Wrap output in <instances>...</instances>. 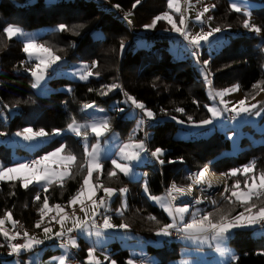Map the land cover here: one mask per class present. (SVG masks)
Instances as JSON below:
<instances>
[{"label":"trees","instance_id":"obj_1","mask_svg":"<svg viewBox=\"0 0 264 264\" xmlns=\"http://www.w3.org/2000/svg\"><path fill=\"white\" fill-rule=\"evenodd\" d=\"M98 1L0 0L1 137L5 139L6 135L20 132L25 127L44 129L49 136L59 130L64 135L43 148L33 153L23 149L17 151L25 159L31 156L39 158L65 144L66 151L77 157L72 175L46 191L36 185L25 188L21 181H0V217L11 213L15 224L22 223L28 229H32L39 219L38 211L42 208L45 197L49 206L60 204L64 207L83 183L88 171L85 148L80 139L65 132L74 119L73 115L88 102L104 107H109L117 100L129 102L127 106L119 105V108H124V112L109 113L111 132L120 133L123 142L145 139V133L152 132L151 138L146 139L148 151H164V163L159 170L153 171L152 189L155 195H168L172 183L188 187L193 174L209 168L226 178L229 189L227 196L230 197L232 186L236 182V177L227 175L230 170L242 169L255 161L254 175L264 172V143L254 146L251 140L243 138L242 150L237 155L230 156L227 153L231 151V142L223 133L214 132L201 139L176 138L180 131L178 121L192 124L188 120L191 117L198 124L211 119L208 111L209 97L198 65L204 68L214 90L238 85L247 100L264 90V0H249L257 6L252 8L250 16L232 10L229 0H213V21L216 26L241 33L224 44L219 52L211 54L206 52V46L195 48L186 43L179 45L177 53L173 54L169 51L170 37L148 38L135 33V29H143L157 15L169 12L168 0H139V3L137 0H110L112 6L109 8L104 7L100 0L101 7ZM245 20L250 21L249 28L243 26ZM62 24L67 27L60 31L58 29ZM77 25L83 27L77 28ZM8 26H18L28 31L47 28L38 42L52 47L53 52L61 57L60 61L83 62L88 65L92 72L91 78L87 81L56 78L53 71L51 77L47 76L54 78L50 82L54 92L48 96L37 94L32 87L34 79L28 72L35 63L28 61L22 41L7 36L5 29ZM253 26L260 28L262 37L248 33ZM140 38L153 42L152 48L142 45ZM178 39L186 41L182 35ZM196 62L200 64L197 65ZM112 85L119 87L109 90ZM129 97L143 103L146 109L155 114L153 122L146 120V131H140L137 136L133 133L137 119L130 120L126 116L134 107ZM177 108L184 111L177 112ZM254 134L264 139V132ZM7 153V149L1 144L0 159L4 160L6 166L15 165L11 160L5 161ZM112 171L116 172L115 176L109 175ZM249 177L250 175L238 180L241 187H244ZM94 179L96 185H102L99 187L100 195H103L104 187H114L118 191L123 186L128 188L127 208H124L120 217L114 215L118 224H126L136 234L152 238L164 225L171 222L145 195L143 181H133L118 173L111 160L103 161L102 171L97 172ZM37 195L40 196L39 201L35 199ZM120 199L119 192L113 203L114 211L118 209ZM226 204H229L228 199L218 208L205 207L206 211L214 213V222L219 220L215 212ZM234 205V209L230 206L225 212L229 218L244 211L239 203ZM251 205L255 206L253 208L264 206V196H260ZM150 216L156 219L150 220ZM188 220L187 218L186 222ZM83 243L81 241L82 245ZM229 243L235 250L229 264H264V238L254 237V230H237ZM172 245L174 251L166 255L170 251L169 245L161 249H150L149 254L159 255L162 259L159 264H168L169 258L177 259L180 256L181 244ZM110 248L118 264H127L131 259L130 250L123 249L119 243L111 244ZM59 251L49 250L44 258ZM79 252V260L81 264H85L87 249L82 246ZM21 255H13L12 258L24 264L28 253ZM70 255L71 253L68 257ZM0 264H3L1 260Z\"/></svg>","mask_w":264,"mask_h":264},{"label":"rangeland","instance_id":"obj_2","mask_svg":"<svg viewBox=\"0 0 264 264\" xmlns=\"http://www.w3.org/2000/svg\"><path fill=\"white\" fill-rule=\"evenodd\" d=\"M169 1V0H168ZM108 2V0H107ZM231 4L232 10L237 11L236 9H239V12L244 13L246 15H251L252 8L257 7L255 4H252L249 0H229ZM99 5L102 7V2L98 1ZM179 4V11H176L174 9H171L169 12H167L169 15H171L174 19V22L178 27H181L185 31H187L189 35V39L191 37H194L196 35L201 34V30L203 29V26L206 25L209 32L211 29L216 28V24L213 21V10L215 9V3L213 0H187V2H182V0H178ZM235 5V7H233ZM214 6V7H213ZM207 7L209 9L208 12L204 13V16L202 17V20L204 23H200L197 21L198 15L204 11V8ZM183 17L185 19V25L180 24V19ZM123 21L126 23V20L123 19ZM152 21L149 23L151 24ZM18 27V26H15ZM220 27V26H219ZM21 28V27H20ZM222 31L220 33H215L208 37L207 41L202 40L201 41V48L206 46V52L209 54L213 52H219L223 47L224 44H228L233 37L240 34L241 32H238L237 30H230L223 27H220ZM22 29V28H21ZM26 33H30L31 36L30 39L35 40L37 43L38 39L43 36L47 28H41L33 31L24 30ZM136 34L143 35L145 37H154V36H166L170 37L169 41V51L173 54L177 53L178 46L189 43V39H185V42L179 41L178 37L181 35L180 33L173 30L172 26L168 24L166 21H158L156 24V27L153 29H146L145 27L143 29H135ZM254 36L262 37V33L255 32L252 29L248 32ZM11 39H16L22 41L24 44H26L27 39L25 37L16 36L12 37ZM140 42L142 45L146 47L152 48L153 42L146 40L145 38H140ZM28 61L31 63H36L35 58L29 59L27 55ZM196 64H200L199 62H196ZM85 65L83 62H63L58 61L57 63L51 65L47 69V73L45 76V80L41 82L40 86L37 88H34L35 92L39 95L48 96L51 93L54 92V89L51 87L50 82L54 79L48 78L47 75H51L54 71L56 73V78H68L71 80L76 81H87L91 78V76L88 77L87 80L80 79V74L82 70V66ZM199 70L203 74V78L205 81V88L207 90V94L209 97V106L208 107H217L220 109H223V105L220 104V98L216 97L215 100L211 98L212 95H214L216 92L224 91V90H214L212 87L211 80L207 76L204 68L202 66H197ZM31 74V70L28 71ZM34 83H35V78ZM237 86V85H236ZM236 86L230 87L235 88ZM229 89V88H228ZM224 100L228 102V107L231 108L234 105H237L239 101L245 100V97L238 88V90L231 92L230 94L226 95L224 97ZM86 104L93 105L92 108H85L84 106L73 115V120L79 121V123L85 124V123H91L92 121H101L104 119L109 120V113L111 111H119V105H126L129 104V102L123 100V101H115L110 104L109 107L100 106L97 103L94 102H88ZM85 104V105H86ZM252 104L258 105V108L254 111H258L261 113L260 116H254L249 114L241 113L239 116H237L235 113H232L230 111H222V115L219 118H215L213 120L212 125H207L203 127H196L193 126V124H186V123H180L178 121V124L180 126V131L176 135L177 139H201V138H207L214 132L223 133L227 139L231 142V151H229L227 154L230 156L237 155L241 150V141L243 138H248L251 140V144L254 146L260 145L264 143L263 138H258L255 136L256 133H263L264 132V90H262L257 96L254 98L247 100L246 99V106H251ZM115 106V107H114ZM134 107L129 110L126 114L127 118L130 120L137 119L135 128L133 129V133L135 136H137L140 131L145 132V122L147 119L146 116H144V113L142 110L137 109L135 105ZM124 109V108H123ZM120 113L124 111H119ZM211 114V113H210ZM233 114L234 118L231 121L226 120L227 115ZM144 120L143 126L140 125V120ZM211 119H213L211 114ZM152 122L154 119H150ZM73 122V121H72ZM87 131V144L89 145V150L91 149V146L95 144H99L102 149V165L103 161L105 160H111L113 158H117L118 162L121 163H128L127 161H123L119 159V152L118 149L123 143L120 133L113 131H108L104 136L100 138H96L94 134L90 132V130ZM72 134H74L72 132ZM64 134L60 132L59 135H52L47 136L44 138H40L39 140L34 141H26L22 137H18L15 134L12 135H6V138L3 139L0 135V145L3 144L5 146V149H7V155H5L4 158L6 160H11L13 163H19L23 162L25 160V156L18 152L17 149H23L27 152L33 153L36 150H39L49 144L52 140L55 138L62 137ZM77 136V135H75ZM152 136V132L149 131L147 134L145 133V139H138L133 140L135 143L143 142L147 151H144L141 153V158L138 161H131L130 166L132 167L133 171L129 175H124L122 172H120L119 169H116V171L120 174H123L127 178L138 181H143V191L145 195L148 197V199L154 204L157 205L164 214L168 217V213L165 211V205H167L169 202L172 203V197L170 195L171 186L169 189V194H161V195H155L153 193L152 189V177H153V171L159 170L162 166L161 163L157 161L156 157H153L148 152V147L146 143V139H150ZM93 138V139H92ZM81 140V143L84 146V132L81 131V135L79 138ZM129 142V141H128ZM51 152V151H50ZM154 152V151H153ZM68 152L66 151L62 153V155H67ZM10 156V157H9ZM87 158V157H86ZM159 159H162L164 161V151L163 155L159 157ZM77 160V159H76ZM0 164L5 165V162L3 159H0ZM76 161L73 162L67 169L68 175L64 176L61 181H53L50 185L47 186V189L56 184L61 183L64 180L68 179L75 168ZM15 166V165H12ZM50 166L53 168H59V165L56 162H50ZM88 167V166H87ZM102 171V170H101ZM100 171V172H101ZM97 172L93 173V177L90 181L91 184L96 185L95 182V174ZM254 175L253 172H250L248 176ZM260 174H255V176L258 178ZM87 176H84V178ZM195 176V174L192 175V179ZM224 181H225V188H227V181L226 178L222 175H220ZM236 177L234 179L235 181H238L242 179L243 177H246L242 172L238 173V175L233 176ZM239 177V178H237ZM250 177L248 178V182L251 183ZM191 178V176H190ZM3 181H21L19 179L16 180H8L5 179ZM22 182V181H21ZM236 183V182H234ZM23 184V183H22ZM36 185L40 189H44L42 184H37L36 182H33L29 186ZM145 185H147V192H145ZM28 186V187H29ZM177 187L179 185L176 184ZM185 187V186H180ZM104 188H112L115 190V194L109 199L105 196L104 189H103V195H100V188H94L95 195L92 197V199L96 200L97 203L99 202L100 198L103 197L105 201L107 202V208H98L95 209L96 211L100 212V215L96 216L95 219H97L102 215L104 212V217H111V223L116 228L113 229H103L102 226L100 227L101 235L97 237L95 235L96 229H91V234L84 233L80 231L79 229H74L71 233L65 234L70 235L73 233H77L78 238H74L76 241V245L73 247H76L78 250L82 246H85L87 249V252L89 253L90 250L94 249L92 256L89 257L85 261V264H111V262L114 260L113 255L111 253L110 245L113 243H119L123 249H129L131 253V260L134 262V258H142L144 262L142 264H159V262L162 260L159 255L157 254H149L150 249H161L165 247L166 245L170 246V251H167L165 253L168 254L169 252L174 251L172 243H180L181 248L179 250L180 256L177 259H168V264H229L230 260L233 259V256L235 254V250L230 246V239L235 234L237 230L242 229H251L254 230V237L256 238H264V228H261L260 223L250 226V227H241V228H235L232 229L227 235L228 239L223 241H217L211 239V233L208 234V239L204 240H182V241H176L173 242L170 239V236H158L155 235V237L152 238H145L142 237L135 232H133L129 227L125 230L123 228H120L119 226L121 224H118L115 219L114 215L121 216V212H123V209L127 208V202H128V188L126 186L121 187V189L118 191L114 187H104ZM233 188V186H232ZM122 189H127L126 193H122ZM241 191H247V189L244 187H241ZM121 194L120 199V205L118 209L113 208V203L115 199L118 196V193ZM224 198L221 200L218 204H213V202L205 200H200V203L193 204L192 202L188 203H182L177 204L176 207L182 206V205H190V211L188 214H185L184 221L186 219H190V216L193 212L200 211L201 213H212L210 211H206L205 207L209 208H218L221 206L226 200L227 192H224ZM152 197H155L156 199H152ZM259 197L253 196L252 199L249 201V205L253 204ZM235 201V202H233ZM204 202V203H203ZM235 203H239L236 201L235 197H232V201H229V204H226L222 209L226 212L227 209L232 207L231 209L235 208ZM240 204V203H239ZM203 205V206H202ZM264 207V206H262ZM262 207L253 208V212H258V210ZM83 209V210H82ZM94 209L92 207V201L88 199V192L85 191L80 198L78 199L77 203L75 205H72L69 203L66 206H62L61 209H56L55 206H49L48 209L45 210V215L41 217L40 211H38L39 219L37 220V223H40V227L37 228L36 224L32 229H28L25 231L28 234V238H34L35 240L42 241L40 244H34L31 250L22 249L19 253L25 254L28 253V256L26 259H24V264H58V261L63 258L64 264H66V259L68 255L71 253V249L69 247H65V245L54 243L57 236L56 233L60 232L62 230L61 224L58 222L61 218L66 217L64 219L63 223V231H67L70 228H73V221L79 218V220L84 221L88 220L93 213ZM206 211V212H205ZM216 213V212H215ZM5 215L4 217H7ZM55 217V219H53ZM0 220L2 218L0 217ZM10 223L12 219H9ZM4 224L0 225V227L6 228V229H12L15 225L11 226L8 225L7 221L3 220ZM13 221V220H12ZM186 223V222H185ZM45 228H51V233H45ZM24 232V233H25ZM23 233V234H24ZM12 235L9 234V237ZM51 237V238H49ZM11 241L10 239H5L4 236L0 234V260L3 264H22V262L18 261L16 258H12L13 255H16L17 253H14L11 249ZM81 241H83V245L81 244ZM46 245H49V247H44ZM217 248H220L223 250V254L221 252L217 251ZM60 250L59 252H54L52 256L45 259L44 255L47 251H56ZM115 261V260H114ZM116 262V261H115ZM116 264H118L116 262ZM135 264V263H134Z\"/></svg>","mask_w":264,"mask_h":264},{"label":"snow or ice","instance_id":"obj_3","mask_svg":"<svg viewBox=\"0 0 264 264\" xmlns=\"http://www.w3.org/2000/svg\"><path fill=\"white\" fill-rule=\"evenodd\" d=\"M137 3H139V0H137ZM214 7V6H213ZM235 7V5H233ZM168 8L174 9L176 11H179V4L178 0H169L168 2ZM239 11V9H236ZM209 9L207 7L204 8V11L201 12L198 17L197 21L200 23H204L202 20V17L204 16V13L208 12ZM158 21H166L168 24H170L174 31L180 33L182 36L185 37V39H189V33L182 29L181 27H178L176 23L174 22V19L171 15H169L167 12H165L162 15H157L151 24L145 25L146 29H153L156 27V24ZM180 24L185 25V19L181 17ZM245 28L250 27V21L245 20L244 25ZM66 25H60L59 29L60 31H63L66 29ZM77 28H82L83 25H77ZM252 30L255 32H259V27H252ZM222 29L220 27H216L211 29L209 32H204L203 29L201 30V34L196 35L194 37H191L189 39V43L193 45L195 48H199L201 46V41H207L208 37L215 34L220 33ZM5 32L9 38L21 36L28 38L27 42L23 48V51L28 55L29 59L35 58L36 63L34 64L33 68L31 69V75L35 78V83L32 85V87L37 88L40 86L41 82L45 80V76L47 73V69L51 67V65L57 63L61 60V57L56 55L52 47L45 46L44 44L37 43L35 40L30 39L31 36L30 33H26L21 29L20 27L15 26H8L5 29ZM121 48H123V42L121 43ZM62 50V49H61ZM207 63V62H206ZM92 75L91 70H89L88 65H83L80 79L87 80L89 76ZM98 75V74H97ZM119 87L118 85H112L109 87V90L112 88ZM239 86L237 85L235 88H229L224 91L216 92L214 95L211 96L213 100H215L216 97L220 98V104L223 105V109L217 108V107H208V111L212 114L213 119H205L203 121H200L198 124L192 121V118L189 117L188 120L192 122L193 126L196 127H203L207 125H212L213 120L215 118H219L222 115V111H230L232 113H235L237 116H239L241 113L254 115V116H260L261 113L258 111H254L258 108V105L252 104L251 106H246V99L241 100L238 102L237 105H234L233 107H228V102L224 100V97L228 94H230L233 91L238 90ZM91 91V89H90ZM107 94V93H104ZM129 100L137 109H140L143 111L144 116L150 119H154L155 114L151 111L145 108V105L143 103L137 102V100L133 97H129ZM84 107L92 108L93 105L86 104ZM115 107V106H114ZM119 111H124L123 108L117 109ZM177 112H183L184 109L177 108ZM172 119H176V117H172ZM180 123H184V121H180ZM144 120H140V125L143 126ZM69 130L73 132L75 135L80 136L81 130L86 129L90 130L92 134L96 138H100L104 136L108 131H110V122L108 119H104L101 121H92L91 123H85V124H78L73 120L71 124H69ZM3 133H0L2 135ZM60 131L55 130L53 132V135H59ZM16 135L18 137H22L26 141H34L39 140L40 138L47 137L49 133L44 129L34 130L32 127H25L22 131L17 132ZM84 148H85V155L87 157V176L84 178L83 183L80 187V189L70 198L69 203L72 205H75L80 198V196L87 191L88 192V199L92 201V207L94 209L92 216L88 220L81 221L79 218L73 221V228L68 229V232L71 233L74 229H79L80 231L91 234V229L95 228L96 232L95 235L99 237L102 233L100 231V227L97 225L95 217L100 215L99 211H96L95 209L98 208H107V202L103 197L100 198L99 202L97 203L96 200L92 199V197L95 195L94 188L102 187V185H93L90 183L93 173L94 172H100L102 170V149L100 145L97 143L93 146H91V149L89 150V145L87 144V131L84 132ZM66 145L61 144L56 149L52 150L49 153H46L42 156H40L37 159H33L29 162H19L16 163L15 166H6L3 164H0V181H3L5 179L8 180H16L19 179L22 181L23 186L27 188L30 184L33 182H36L37 184H42L45 191L47 190V186L50 185L54 180L59 182L62 180V178L66 175H68V167L76 161L77 157L69 152L67 155H62V153L65 152ZM147 151L145 145L143 142L135 143L133 141H129L127 143H123L119 149V159L123 161H127L128 163H121L118 162L117 158L111 159V163L114 167V169H119L120 172H122L124 175H129L132 173L133 169L130 166L131 161H138L141 158V153ZM153 157L157 158V161L161 164L164 163L162 159H159L161 155H163L162 149H156L154 152L151 153ZM50 162H56L59 165V168H53L50 166ZM255 168V161L251 162L249 165L244 166L242 169H236V170H230L227 175L236 176L238 173L242 172L245 176H248L250 172H253ZM207 171V168L200 171L196 175L198 177H203L205 172ZM111 176H115L116 172L112 171L109 173ZM251 183L248 182V180L245 181V188L247 191H241L240 190V182L236 181V183L233 185V189L231 190V196L226 197L229 201H232V197L236 198V201L240 203L242 207H244V211L240 212L238 215L229 218V216L225 213L223 209L218 210L215 215L219 216V220L214 222L213 215L214 213H201L200 211L193 212L190 216V219L185 223L184 217L185 214H188L190 211V205H182L178 207H174L171 202H169L167 205H165V211L168 213L171 222L164 225L157 233L158 236H169L171 235L170 230L171 229H178L179 231H182L185 234L186 239L188 240H207L208 234L211 233V239L217 240V241H223L228 239V233L235 228H241V227H250L254 226L261 221H264V207L260 208L258 212H253L254 205H249V201L252 199L253 196L260 197L264 196V172H261L259 177L257 178L255 175L250 177ZM211 185H209V188ZM191 190V189H189ZM229 189L225 188L224 192H228ZM122 193H126L127 189H122ZM145 192H147V185H145ZM105 196L109 199L115 194V190L112 188H104ZM185 193V189L181 187H177L176 184H172L170 195L172 197V200L174 201L176 199V195H183ZM37 201L40 200V196L37 195L35 197ZM152 199H156L155 197H152ZM201 201L199 199H196L192 201L193 204L200 203ZM235 202V201H233ZM216 202L213 200V204ZM49 208V203L47 197H45L44 203L42 208L40 209V215L43 217L45 215V210ZM56 209H61L60 204L55 205ZM83 210V209H82ZM123 215V212L120 213ZM8 218L11 219V213L8 214ZM66 217L61 218L58 222L62 226V230L55 235L57 237H63L65 235L63 231V223L64 219ZM55 219V217L53 218ZM150 220H155L156 218L154 216L149 217ZM4 221L0 220V225H3ZM41 225L40 223L36 224V227L39 228ZM117 226L113 225L111 223V217H104L103 218V224L102 228L107 229H113ZM120 228L127 229L129 226L126 224L120 225ZM51 228H45L44 232L51 233ZM3 236L5 239L15 240L19 236V233H17L15 236L9 237L8 232H3ZM24 236L27 237L28 234L25 232ZM51 238V237H49ZM42 241L35 240L34 238H28L27 243L25 244H12L11 249L14 253H19L22 249L31 250L34 244H40ZM68 244L75 246L76 241L74 238H69ZM67 247V245H65ZM94 249L90 250L88 255L89 257L92 256ZM217 251L221 252L223 254V250L220 248H217ZM58 264H64V259L61 258L58 261ZM111 264H116V262L113 260ZM127 264H134L133 260H129Z\"/></svg>","mask_w":264,"mask_h":264},{"label":"built area","instance_id":"obj_4","mask_svg":"<svg viewBox=\"0 0 264 264\" xmlns=\"http://www.w3.org/2000/svg\"><path fill=\"white\" fill-rule=\"evenodd\" d=\"M102 1H103L104 7L109 8L110 6H112V3L110 2V0H108V2H107V0H102ZM182 2H187V0H182ZM118 12L121 14L120 11H118ZM203 30L208 31L206 25L203 26ZM52 75H53V73L51 75H48V76L51 77ZM125 96L128 97V95H125ZM233 118H234L233 114H230V115H227L226 120L231 121V120H233ZM148 152L151 153L150 151H148ZM33 159H37V158L31 156L29 158H26L23 162H29ZM172 205L174 207L177 206V204L174 201H172ZM103 218H104V212L96 221L99 226H102ZM260 225H261V227H264V221H261ZM26 230H27V227L25 225H23L22 223H17V224H15V226L12 229H6L3 227H0V234L3 236V232L6 231V232H8V234L15 236L17 233H19V236L17 237V239L11 241V243H10V245H12V244L19 245V244L27 243L28 237H25L23 234ZM170 232H171V235H169V236L173 242L182 241V240L186 239L185 234L182 231H179L178 229H171ZM70 237L71 238H78L77 233H73L70 235L63 236V237H57L55 239V241L59 244L67 245V247H69L71 249V255L66 259V264H81V261L79 260V254H80L79 250L76 247H73L72 245L68 244V240ZM143 262H144V260L142 258H138V259L134 260L135 264H141Z\"/></svg>","mask_w":264,"mask_h":264},{"label":"bare ground","instance_id":"obj_5","mask_svg":"<svg viewBox=\"0 0 264 264\" xmlns=\"http://www.w3.org/2000/svg\"><path fill=\"white\" fill-rule=\"evenodd\" d=\"M209 185H211L210 188ZM181 188L185 189V193L183 195L174 194L176 195V199L174 200L176 204L192 202L196 199H206L210 202H213L214 200L216 202L215 204H218L221 202L225 194V181L219 174L212 171V169L207 168L203 177H198L195 174L191 185Z\"/></svg>","mask_w":264,"mask_h":264},{"label":"crops","instance_id":"obj_6","mask_svg":"<svg viewBox=\"0 0 264 264\" xmlns=\"http://www.w3.org/2000/svg\"><path fill=\"white\" fill-rule=\"evenodd\" d=\"M186 44H190V43H186ZM76 123H77V121H75ZM78 124H82V123H79V121H78ZM86 129H82L81 131H85ZM65 133H67V134H70V135H74L75 136V134H72V132L69 130V128L67 129V131L65 132ZM76 138H79V136H75ZM2 218V220H5V221H7V223H8V225H11V226H13V225H15V222H13L12 220H11V222L12 223H10V220H9V218H8V216L7 217H1ZM12 219V218H11ZM186 222V221H185ZM65 234H68L69 232H68V230L67 231H65L64 232ZM16 255H19V256H22L21 255V253H17ZM22 258H24V257H22ZM87 260V259H86ZM142 264V263H141Z\"/></svg>","mask_w":264,"mask_h":264},{"label":"water","instance_id":"obj_7","mask_svg":"<svg viewBox=\"0 0 264 264\" xmlns=\"http://www.w3.org/2000/svg\"><path fill=\"white\" fill-rule=\"evenodd\" d=\"M191 182H192V180H191Z\"/></svg>","mask_w":264,"mask_h":264}]
</instances>
